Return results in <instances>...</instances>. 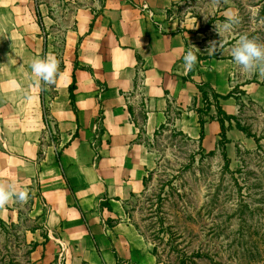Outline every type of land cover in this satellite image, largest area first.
Listing matches in <instances>:
<instances>
[{
	"label": "crops",
	"instance_id": "obj_1",
	"mask_svg": "<svg viewBox=\"0 0 264 264\" xmlns=\"http://www.w3.org/2000/svg\"><path fill=\"white\" fill-rule=\"evenodd\" d=\"M189 3L0 0V184L28 191L0 208V223L34 224L33 264H159L126 212L154 169L151 144L173 133L228 157L256 146L227 122L222 145L217 107L239 109L230 63L184 71L196 19L176 14ZM50 54L55 81L36 84L30 64Z\"/></svg>",
	"mask_w": 264,
	"mask_h": 264
},
{
	"label": "rangeland",
	"instance_id": "obj_2",
	"mask_svg": "<svg viewBox=\"0 0 264 264\" xmlns=\"http://www.w3.org/2000/svg\"><path fill=\"white\" fill-rule=\"evenodd\" d=\"M229 11L236 23L219 32ZM177 12L178 19H196L189 50L199 60L232 66L239 109L230 126L256 146L228 157L221 148L206 153L183 137L161 135L150 146L154 169L144 192L126 204L129 221L159 264H264V63L244 72L230 54L241 36L264 44V0H191ZM248 85L246 94L241 88ZM33 226L0 223V264H33Z\"/></svg>",
	"mask_w": 264,
	"mask_h": 264
},
{
	"label": "clouds",
	"instance_id": "obj_3",
	"mask_svg": "<svg viewBox=\"0 0 264 264\" xmlns=\"http://www.w3.org/2000/svg\"><path fill=\"white\" fill-rule=\"evenodd\" d=\"M236 16L232 12L226 13V20L221 25L219 32H230L236 23ZM218 32V34H219ZM213 53L216 46L213 45ZM232 62L239 66L242 71L249 72L264 63V44H259L247 36H241L235 45L230 49ZM185 72L193 69L197 63V56L191 50L186 51L182 57ZM59 62L54 55L44 58H36L30 64L31 74L36 84H52L58 73ZM28 198V191L25 188H17L14 184H0V208L5 207L10 201L25 202Z\"/></svg>",
	"mask_w": 264,
	"mask_h": 264
},
{
	"label": "trees",
	"instance_id": "obj_4",
	"mask_svg": "<svg viewBox=\"0 0 264 264\" xmlns=\"http://www.w3.org/2000/svg\"><path fill=\"white\" fill-rule=\"evenodd\" d=\"M74 91H75V83H73L71 86H70V89H69V94H70V101H71V104H72V106H74ZM204 96V100L206 101L207 99H206V96L205 95H203ZM214 99H222V100H224V99H226V98H224V97H219V96H217V95H215L214 97H213ZM217 110H218V116H219V122H220V125H221V138H222V145L225 143V134H226V127H225V123L227 122V123H229L230 124V122H232V121H234V118L233 117H228V116H226L223 112H222V110L220 109V107H217ZM203 125H204V121H203V119L202 118H200V126H201V128H203ZM230 128V127H229ZM236 129H238V130H240V131H242L241 129H239L238 127H236ZM248 136V135H247ZM137 230H138V232H139V229L136 227V226H134ZM162 229V228H161ZM140 233V232H139ZM142 236H143V234L142 233H140ZM35 249H36V245H34V244H32V247H31V249H30V254L31 253H33L34 251H35ZM152 255H154V252L152 251ZM119 262V261H118Z\"/></svg>",
	"mask_w": 264,
	"mask_h": 264
},
{
	"label": "built area",
	"instance_id": "obj_5",
	"mask_svg": "<svg viewBox=\"0 0 264 264\" xmlns=\"http://www.w3.org/2000/svg\"><path fill=\"white\" fill-rule=\"evenodd\" d=\"M143 11H148L147 7L144 5L142 7ZM46 111V110H45ZM44 132L48 139L53 141L56 139V131L54 129L53 123L47 112L44 113Z\"/></svg>",
	"mask_w": 264,
	"mask_h": 264
}]
</instances>
